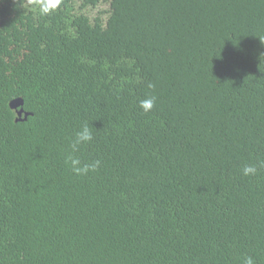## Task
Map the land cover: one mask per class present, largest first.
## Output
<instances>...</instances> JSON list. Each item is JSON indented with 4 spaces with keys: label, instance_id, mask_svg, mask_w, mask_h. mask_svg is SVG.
Masks as SVG:
<instances>
[{
    "label": "trees",
    "instance_id": "1",
    "mask_svg": "<svg viewBox=\"0 0 264 264\" xmlns=\"http://www.w3.org/2000/svg\"><path fill=\"white\" fill-rule=\"evenodd\" d=\"M38 4L0 0V264H264V0Z\"/></svg>",
    "mask_w": 264,
    "mask_h": 264
},
{
    "label": "clouds",
    "instance_id": "2",
    "mask_svg": "<svg viewBox=\"0 0 264 264\" xmlns=\"http://www.w3.org/2000/svg\"><path fill=\"white\" fill-rule=\"evenodd\" d=\"M61 0H39V12L41 15L47 16L50 15L54 10L57 9ZM262 44H264V39L260 40ZM149 87H152L149 84ZM156 98L147 97L143 98L139 101V107L144 112H149L154 107ZM93 132L92 128L89 126L87 122L82 123L80 127L75 131L74 138L71 142V151L65 158V163L71 168L72 172L76 175H87L89 172L96 171L100 165V160H93L90 162L82 161L78 156L74 153L79 150V147L84 144H88L93 141ZM261 167H264V161L260 163ZM243 174L247 175H254L257 172L256 165H247L243 168ZM243 264H255L254 259L251 256H248L244 259Z\"/></svg>",
    "mask_w": 264,
    "mask_h": 264
},
{
    "label": "water",
    "instance_id": "3",
    "mask_svg": "<svg viewBox=\"0 0 264 264\" xmlns=\"http://www.w3.org/2000/svg\"><path fill=\"white\" fill-rule=\"evenodd\" d=\"M23 104V100L18 98V99H14L10 102V107L12 109H16L17 107L21 106ZM22 109H20L19 111H17V114L20 116L22 114Z\"/></svg>",
    "mask_w": 264,
    "mask_h": 264
}]
</instances>
